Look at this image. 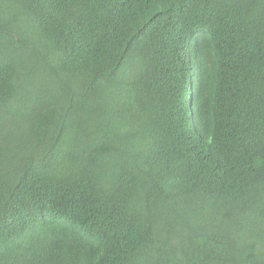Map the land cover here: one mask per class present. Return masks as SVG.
Listing matches in <instances>:
<instances>
[{
    "label": "trees",
    "instance_id": "trees-1",
    "mask_svg": "<svg viewBox=\"0 0 264 264\" xmlns=\"http://www.w3.org/2000/svg\"><path fill=\"white\" fill-rule=\"evenodd\" d=\"M0 264H264V0H0Z\"/></svg>",
    "mask_w": 264,
    "mask_h": 264
},
{
    "label": "clouds",
    "instance_id": "clouds-1",
    "mask_svg": "<svg viewBox=\"0 0 264 264\" xmlns=\"http://www.w3.org/2000/svg\"><path fill=\"white\" fill-rule=\"evenodd\" d=\"M196 101V93L191 90L189 91V94H188V102H191L190 106H192Z\"/></svg>",
    "mask_w": 264,
    "mask_h": 264
}]
</instances>
